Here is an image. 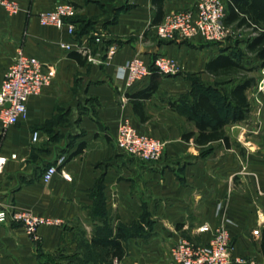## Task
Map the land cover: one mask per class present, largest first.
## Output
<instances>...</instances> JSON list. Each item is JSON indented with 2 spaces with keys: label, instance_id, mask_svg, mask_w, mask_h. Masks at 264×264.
<instances>
[{
  "label": "crops",
  "instance_id": "1",
  "mask_svg": "<svg viewBox=\"0 0 264 264\" xmlns=\"http://www.w3.org/2000/svg\"><path fill=\"white\" fill-rule=\"evenodd\" d=\"M13 1L16 15L0 4V88L20 48L50 68L53 81L28 99L26 120L5 132L0 120V155L9 159L0 174V208L62 225L43 226L35 238L11 218L0 224V264H93V240L118 227L128 235L122 264L165 263L176 243L209 244L221 225L230 229L234 258L264 264V98L255 88L247 92L251 111L224 127L227 143L184 139L199 132L189 118L195 87L218 81L207 65L221 53L245 50L252 29L243 27L225 43L157 38L166 14L195 9L197 0ZM60 3L78 8L70 20L74 38L66 28L40 24L39 15ZM63 43L74 50H63ZM80 46H89L98 63L80 55ZM110 46L117 54L107 59ZM158 55L177 60L182 71L161 76L155 93L140 99L142 121L128 95L147 90L153 78L127 91L124 67L136 56L153 64ZM125 120L166 142L161 159L144 162L117 146ZM52 165L58 174L45 183ZM203 226L210 231L201 232Z\"/></svg>",
  "mask_w": 264,
  "mask_h": 264
},
{
  "label": "built area",
  "instance_id": "2",
  "mask_svg": "<svg viewBox=\"0 0 264 264\" xmlns=\"http://www.w3.org/2000/svg\"><path fill=\"white\" fill-rule=\"evenodd\" d=\"M1 6L12 15L20 11V6L13 0H0ZM227 12V0H197L195 9L170 12L165 15L162 23L156 27L155 35L160 40H202L211 43H225L234 39L239 31L224 24ZM78 14V8L71 3H60L53 10L42 12L39 15L40 24L44 27L67 29L68 34L74 38L77 27L70 20ZM101 37H96L95 43H101ZM61 48L67 52L74 50L71 44H61ZM77 52L88 61L97 64L89 46L76 48ZM117 54V48L110 46L106 50L107 59ZM153 68L161 76H175L182 71V65L175 59L164 55H158L153 64L145 62L139 56L129 60L125 64L126 90L129 91L149 78ZM53 76L46 65L36 57L29 56L23 48L16 54L14 62L4 74L0 88V120L4 132L19 122L26 120L28 115L27 101L30 97L42 93L51 86ZM256 96L264 98V68L256 86ZM38 133L33 134V142H37ZM117 146L128 155L135 156L144 162H155L161 159L166 149V142L147 136L129 121L125 120L119 129ZM17 156L11 155L15 160ZM9 159L0 155V174ZM60 164V163H59ZM59 165L47 168L42 178L45 183H50L58 174ZM64 178L71 180L65 172ZM23 225L30 237H37L38 230L43 226L60 227L62 221L54 218L33 216L26 212H13L10 214L0 208V224L9 219ZM201 232H209L208 226L200 228ZM258 235L259 231H254ZM234 246L230 229L221 225L213 230V237L209 244L198 245L187 240L176 243L171 249V258L165 263L158 264H254L244 258H234ZM113 264H122V261L114 259Z\"/></svg>",
  "mask_w": 264,
  "mask_h": 264
},
{
  "label": "trees",
  "instance_id": "3",
  "mask_svg": "<svg viewBox=\"0 0 264 264\" xmlns=\"http://www.w3.org/2000/svg\"><path fill=\"white\" fill-rule=\"evenodd\" d=\"M163 0H154L155 5ZM228 13L224 20L227 27L239 31L243 27L251 28L253 36L245 40V50L235 49L230 53H221L207 65V70L218 78L214 86L197 85L194 89L196 101L190 106V120L195 121L198 135L189 133L184 139L194 136L198 142L223 140L228 142L224 127L247 119L251 104L247 92L257 86L254 73L264 68V0H227ZM162 23V22H161ZM238 45V44H237ZM153 81L142 92L128 95L134 103L135 111L142 121L145 115L141 111L140 99H148L158 89L161 75L152 66ZM221 78V79H220ZM208 131V132H207ZM106 229L99 232L91 248L97 254L93 264H113L114 259L124 256L122 241L128 238L124 229L118 227L116 234ZM104 251L100 254V251ZM84 264V263H82Z\"/></svg>",
  "mask_w": 264,
  "mask_h": 264
},
{
  "label": "rangeland",
  "instance_id": "4",
  "mask_svg": "<svg viewBox=\"0 0 264 264\" xmlns=\"http://www.w3.org/2000/svg\"><path fill=\"white\" fill-rule=\"evenodd\" d=\"M238 49H240V50H242V51H244V49L241 47V48H238ZM261 71L262 70H260L259 72H257V73H254L253 75H255L256 76V78H257V81L259 80V78H260V76H261ZM104 251L102 250V251H100V254H102ZM104 254H105V252H104Z\"/></svg>",
  "mask_w": 264,
  "mask_h": 264
}]
</instances>
